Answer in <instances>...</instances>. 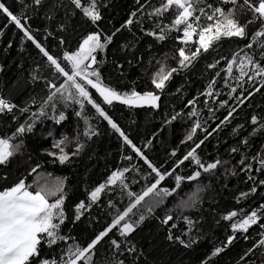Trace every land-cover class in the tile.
<instances>
[{"label":"snow or ice","instance_id":"1","mask_svg":"<svg viewBox=\"0 0 264 264\" xmlns=\"http://www.w3.org/2000/svg\"><path fill=\"white\" fill-rule=\"evenodd\" d=\"M116 9V0H0L2 51L13 48L11 26L21 51L36 52L7 82L0 63V264H186L222 222L229 231L194 264H264V202L221 203L232 180L245 185L232 193L237 205L264 200V143L253 150L264 139V0H129L118 24ZM195 80L203 87L185 101ZM116 106L160 124L141 141ZM177 121L186 134L169 148L161 133ZM109 133L121 163L90 183L88 162ZM46 165L83 166V197L71 200L77 184Z\"/></svg>","mask_w":264,"mask_h":264},{"label":"trees","instance_id":"2","mask_svg":"<svg viewBox=\"0 0 264 264\" xmlns=\"http://www.w3.org/2000/svg\"><path fill=\"white\" fill-rule=\"evenodd\" d=\"M117 2V9L116 13H113L115 19L114 23H119L124 17H125V9L129 2V0H116ZM8 3L11 4L12 0H8ZM5 23L4 18L0 16V25H3ZM35 26V24H34ZM5 40H11L13 42V48L9 49L7 53L5 54L2 49L6 47L5 41L0 40V63L6 65V73L7 75H3V79L5 82H7L10 78L17 75V69L19 65L23 64L25 68H28V66L32 63V60L34 57H36V52L33 47L30 46V44H24L23 48L24 51H21V44H20V34L11 26L6 30ZM73 44H75V40L72 41ZM226 46L228 45V42H225ZM143 46V45H141ZM234 47L231 46L228 48L229 51L232 50ZM116 81L113 80V83ZM140 84H145V80L141 79ZM203 87V84L199 80H195L194 83L191 85L190 91L186 94L184 97V100L186 101L189 98H192L200 89ZM164 99V98H162ZM257 102L261 100L260 97L254 98ZM167 101L169 102V105H175L177 108L183 107V104L180 100H177L173 96L167 97ZM114 115L117 119L121 122L122 125L127 127L131 123V119L136 120V124L131 125V132L133 136H136L141 139L144 135L151 132L152 129L158 128L160 124V117L153 116L151 113L147 112L146 110H135L132 112L131 117L129 116V111L124 106H116L114 108ZM73 120H75V117H72ZM244 116L241 115L239 117V120H243ZM50 123V122H49ZM186 126L177 121L174 122L172 126H169L168 129L165 130L164 133H161V135L165 136V138L168 141V147L170 148L173 145H176L179 143V141L182 139V137L186 134ZM103 127L101 128V131H103ZM62 132L71 134L72 126L69 125L68 127L62 128ZM33 149L39 147V145L35 141L29 142ZM46 144L47 141H44ZM118 141L116 140L115 136L109 133L106 136H102L99 148H100V159L99 162L96 163L95 161H91L88 163L92 164V171L89 174V182L94 183L97 181H100L103 179V177L106 175V169H112L115 166L120 165V154L119 150L117 148ZM264 143V139L257 137L253 141V150L256 148H259L260 145ZM211 151V146L209 148L205 149V152ZM105 153L107 154V159H105ZM162 154V149L159 148L157 153L153 155L154 160H158L159 155ZM43 171L52 173L53 176H63L68 175L70 177V182L77 184V187L73 190L74 194L71 196V200L75 201L77 198H82L84 193L79 186L82 181V176L84 174V167L81 166L76 171H72L70 169L61 168L59 166H53V165H46L43 169ZM185 172L188 171V169H184ZM77 173H80V178L77 177ZM14 178V177H13ZM31 177H29V180ZM235 185V186H234ZM245 185L243 183H238L236 180H232L229 182V188L231 191L224 192L223 199H222V206L226 208H232L235 207L237 210L241 208H246L247 205L251 204L252 206H255L257 202H264V200H260L259 197L252 198L244 203H241L239 205L236 204L235 199L232 196V193L237 192L238 188H244ZM137 190H139V187L137 186ZM195 192V185L193 184L192 187H184L182 186V190L179 192V196L181 198L186 197V195H191ZM205 199H207L208 193L202 194ZM260 196H264V193H260ZM171 200V198H169ZM171 206V205H169ZM207 206V205H205ZM227 222H222L220 226H218L214 233H210L208 238L204 239L202 241V244L200 248L197 251L186 253L184 255V259L186 261V264H188L189 261L194 262L197 260V258L202 255L205 251H208L212 248L214 244H217L220 239H223L224 236L229 231L228 228L225 227V224ZM78 234H79V230ZM243 243V242H241ZM240 245H237L236 249L232 251V254L235 255L236 251H239Z\"/></svg>","mask_w":264,"mask_h":264}]
</instances>
